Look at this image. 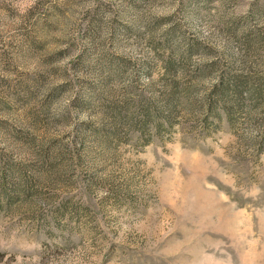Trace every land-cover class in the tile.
<instances>
[{"label": "rangeland", "instance_id": "374dc122", "mask_svg": "<svg viewBox=\"0 0 264 264\" xmlns=\"http://www.w3.org/2000/svg\"><path fill=\"white\" fill-rule=\"evenodd\" d=\"M0 264H264V0H0Z\"/></svg>", "mask_w": 264, "mask_h": 264}, {"label": "trees", "instance_id": "16d2710c", "mask_svg": "<svg viewBox=\"0 0 264 264\" xmlns=\"http://www.w3.org/2000/svg\"><path fill=\"white\" fill-rule=\"evenodd\" d=\"M238 91V90H237ZM167 123H169V121L167 120ZM160 129H162V127L160 128Z\"/></svg>", "mask_w": 264, "mask_h": 264}]
</instances>
